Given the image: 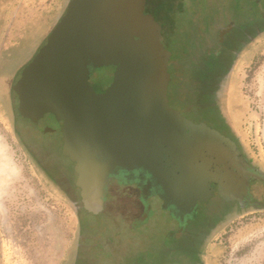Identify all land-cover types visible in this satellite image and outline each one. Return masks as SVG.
Here are the masks:
<instances>
[{
    "label": "water",
    "instance_id": "95a60500",
    "mask_svg": "<svg viewBox=\"0 0 264 264\" xmlns=\"http://www.w3.org/2000/svg\"><path fill=\"white\" fill-rule=\"evenodd\" d=\"M145 3L68 0L11 86L20 116L43 133L60 137V153L73 166L70 178L83 216L100 214L109 193L113 205L112 199L124 194L119 187L133 185L138 201L127 196L126 206L133 202L143 209L129 211L127 229L143 230L147 242L135 244L139 251L161 242L171 217L179 223L183 213L207 201L215 189L211 183L221 199L241 203L248 180L264 181V173L250 168L232 139L198 121L201 117L190 109L192 117L170 104V43L186 34L184 21L192 22L193 8L185 0H156L154 14L145 11ZM231 26L220 27V38ZM109 65L114 66L112 81L96 92L88 78L95 68ZM155 196L159 201L151 203ZM154 202L161 209H152ZM254 207L264 208L263 202H254ZM160 212L168 218L166 224L159 232L146 228ZM84 222L91 230L89 220ZM113 231L106 243L100 238L99 253L113 241V258L107 261L127 259L130 248L121 249L123 237L118 239L122 229ZM87 249L81 242L85 264Z\"/></svg>",
    "mask_w": 264,
    "mask_h": 264
},
{
    "label": "rangeland",
    "instance_id": "374dc122",
    "mask_svg": "<svg viewBox=\"0 0 264 264\" xmlns=\"http://www.w3.org/2000/svg\"><path fill=\"white\" fill-rule=\"evenodd\" d=\"M4 1L0 0V11L6 8ZM185 1L188 6V0ZM155 2L146 0L145 11L155 14ZM67 3L68 0H15L4 12L0 34L2 264H85L79 251L81 242L88 247L84 252L87 264H125L126 261L127 264H136L147 251L149 255L144 261L154 260L151 252L154 247L146 251L135 247V244L139 246L147 242L143 230H128L131 225L129 211L138 208L133 202L126 206L127 196L132 198L133 185L119 187L124 194L114 197L113 205L109 193L100 214L84 213L83 216L78 193L70 178L73 166L60 153V137L56 133H43L35 126L26 127V120L16 117L17 98L11 85L20 69L43 44ZM156 6L161 8L159 3ZM247 65L246 58L241 60L229 75L224 88L223 109L242 152L264 173V59L251 70ZM113 73L112 65L95 68L88 80L91 83H101L102 80L107 84ZM175 85H171L170 104L192 117L180 103ZM10 103L16 117L14 123ZM50 175L56 177L59 186L68 187V193H64ZM254 193L256 199H264V184L256 183ZM83 218L89 220L91 230H86ZM232 218L225 222L226 225L205 249L206 263L264 264V209H239ZM167 220L160 212L147 221L146 228L151 226L152 230L159 232ZM115 228L122 229L118 238L123 237L121 249L130 248V251L127 259L123 257L109 262L107 258H113L112 251L116 246L112 241L108 243V249H103L104 254H100V238L105 237L106 243V236L113 235ZM77 241L79 244L75 247ZM160 245L158 241L153 251H160ZM101 255L104 258L98 260Z\"/></svg>",
    "mask_w": 264,
    "mask_h": 264
},
{
    "label": "flooded vegetation",
    "instance_id": "af4514ba",
    "mask_svg": "<svg viewBox=\"0 0 264 264\" xmlns=\"http://www.w3.org/2000/svg\"><path fill=\"white\" fill-rule=\"evenodd\" d=\"M9 1H4L6 8L0 11V28L4 12L10 4L11 6L14 4L15 0ZM211 2L215 4V8H212ZM188 3L192 4L193 20L190 23L184 21L185 24H183L187 28L186 34L172 38L170 43L171 83L176 84V94L182 104L201 117L198 121L204 120L232 139L240 153L246 158L250 168H257L242 152L235 136L231 133V121L225 118L223 98L228 77L241 60L246 58L248 69L251 70L264 59V0H188ZM230 22L232 23L230 30L220 38V27ZM1 32L2 28L0 34ZM110 81H112V75ZM100 82L102 83V80ZM109 82L107 84L104 82L102 84L89 83L96 92H103L111 83ZM97 86L100 88L97 89ZM10 111L12 123L16 117L22 118L18 110L14 117L11 103ZM49 119L53 118L50 116ZM28 126L34 127V123L26 121V127ZM15 129L16 127L13 128ZM39 129L42 130L40 127ZM50 179L57 184L56 177L50 175ZM112 183L121 186L113 180ZM252 183L254 184L251 191ZM256 183L264 184V181L248 180L247 192L243 193L241 203L238 200L224 201L217 193L216 184L211 183L215 189L207 201L197 202L191 214H187L179 223L172 217L170 218L172 226L161 240V250L153 251L155 246L151 250L154 260L151 258L147 262L144 261L145 256L149 255L147 251L138 258V264H207L205 249L226 225L225 222L232 220L239 209L255 208L254 202H263L264 205V199L259 200L255 197ZM59 187L64 193H68V187L61 185ZM136 194L132 195V199L138 201V192ZM153 199L159 201L155 196L149 199L151 203ZM151 207L161 209L155 202ZM137 209H143V207L138 206ZM75 215L78 218L76 211ZM179 217L181 219V216ZM3 235L4 232L0 229V264L3 263L1 254L3 246L1 236ZM78 244L77 241L75 247H78Z\"/></svg>",
    "mask_w": 264,
    "mask_h": 264
},
{
    "label": "trees",
    "instance_id": "16d2710c",
    "mask_svg": "<svg viewBox=\"0 0 264 264\" xmlns=\"http://www.w3.org/2000/svg\"><path fill=\"white\" fill-rule=\"evenodd\" d=\"M225 118H228V117H225Z\"/></svg>",
    "mask_w": 264,
    "mask_h": 264
}]
</instances>
